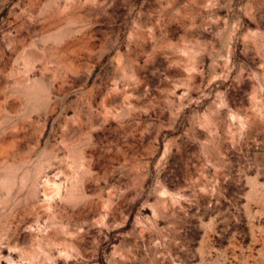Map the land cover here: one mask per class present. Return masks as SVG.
I'll return each mask as SVG.
<instances>
[{
	"label": "rangeland",
	"instance_id": "1",
	"mask_svg": "<svg viewBox=\"0 0 264 264\" xmlns=\"http://www.w3.org/2000/svg\"><path fill=\"white\" fill-rule=\"evenodd\" d=\"M0 264H264V0H0Z\"/></svg>",
	"mask_w": 264,
	"mask_h": 264
}]
</instances>
